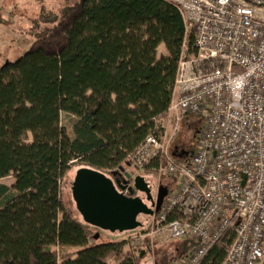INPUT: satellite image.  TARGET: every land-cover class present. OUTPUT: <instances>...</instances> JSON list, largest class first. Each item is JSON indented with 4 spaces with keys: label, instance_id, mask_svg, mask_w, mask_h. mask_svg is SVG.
Masks as SVG:
<instances>
[{
    "label": "trees",
    "instance_id": "trees-1",
    "mask_svg": "<svg viewBox=\"0 0 264 264\" xmlns=\"http://www.w3.org/2000/svg\"><path fill=\"white\" fill-rule=\"evenodd\" d=\"M31 22L30 48L0 69V179L15 176L0 182V264H152L147 245L126 257L125 241L95 239L64 184L82 167H126L163 119L186 39L182 13L164 0H77ZM194 41L191 33L197 54ZM202 117L183 119L199 132L182 156L195 151ZM236 234L225 230L198 264H222ZM196 247L185 238L177 258Z\"/></svg>",
    "mask_w": 264,
    "mask_h": 264
},
{
    "label": "built area",
    "instance_id": "built-area-1",
    "mask_svg": "<svg viewBox=\"0 0 264 264\" xmlns=\"http://www.w3.org/2000/svg\"><path fill=\"white\" fill-rule=\"evenodd\" d=\"M164 1L182 13L186 39L167 112L129 155L125 172L180 182L132 236L148 251L156 242L193 238L197 247L177 264H198L233 227L222 264H257L264 242V0ZM191 113L207 126L188 158L172 146ZM167 184L172 191L174 180Z\"/></svg>",
    "mask_w": 264,
    "mask_h": 264
},
{
    "label": "rangeland",
    "instance_id": "rangeland-1",
    "mask_svg": "<svg viewBox=\"0 0 264 264\" xmlns=\"http://www.w3.org/2000/svg\"><path fill=\"white\" fill-rule=\"evenodd\" d=\"M77 0H70L68 3H63L62 7L76 2ZM56 0H0V69L1 67L9 62L15 61L19 57L23 56L25 52L30 48L33 43V36L30 34L29 30L32 25V18L38 16L43 9L45 8H56L59 9L55 4ZM60 7V8H62ZM193 34L194 30L191 29L189 34ZM162 49L158 51L161 54ZM190 57L195 54L188 52ZM196 114V113H192ZM198 115V114H197ZM63 119L67 120L68 116L63 115ZM202 131L207 126V121L205 117H202ZM194 129L190 128L188 124L182 123L181 130L179 136L177 137L173 149L175 146L183 145L185 142H189L191 137L193 136ZM197 145V140H196ZM197 148V147H196ZM80 169V168H79ZM78 171V170H77ZM75 172L69 176V182L64 184L66 197L65 201L67 206L71 211L76 213V216L79 215V210L76 209L75 201L73 199L72 186L76 176ZM143 175V174H140ZM148 176H156L154 173H147ZM158 177V176H157ZM159 179V178H158ZM168 179H173L174 184L172 191H170L166 200H169V196L177 185L180 182L178 177H170ZM167 181L159 182L163 185L167 186ZM1 183H6L8 185H13L15 182V176L9 175L0 179ZM139 229L134 231H126L123 234H118V232H111L106 230L97 229L96 232H99V237H95V239H99V241H109V240H122L124 243V256L129 257L130 255L135 257L140 249H142L147 242L144 241H136L133 234H138ZM122 233V232H121ZM96 235V234H95ZM185 238H180L175 241L170 242H156L153 246L152 251L146 252L147 261H151L152 264H177L178 263V248L181 246ZM75 250V248L71 249ZM109 261L113 264H119L121 258L117 256H111ZM257 264H264V242H263V252L260 260Z\"/></svg>",
    "mask_w": 264,
    "mask_h": 264
},
{
    "label": "water",
    "instance_id": "water-1",
    "mask_svg": "<svg viewBox=\"0 0 264 264\" xmlns=\"http://www.w3.org/2000/svg\"><path fill=\"white\" fill-rule=\"evenodd\" d=\"M120 169L125 172V166ZM125 173L131 177L130 173ZM158 184L157 176L137 175L130 189L136 188L145 196H129L119 190V180L99 170L82 167L76 173L72 193L77 209L88 224L121 233L143 226L145 221L139 219V215H148L150 221L155 209L162 206V199L157 195ZM99 235L97 232L95 237Z\"/></svg>",
    "mask_w": 264,
    "mask_h": 264
},
{
    "label": "flooded vegetation",
    "instance_id": "flooded-vegetation-1",
    "mask_svg": "<svg viewBox=\"0 0 264 264\" xmlns=\"http://www.w3.org/2000/svg\"><path fill=\"white\" fill-rule=\"evenodd\" d=\"M192 123V124H191ZM189 123V127L193 128L195 127V123L191 122ZM199 132V129L195 127V132L193 133V136H197ZM190 142V141H189ZM188 141L185 142L183 145L179 146H175L173 151L175 155H185L187 153V149H188ZM110 177H112L114 180H119L120 181V185L118 186L119 190L124 192L125 194L129 195V196H139V195H143L145 196V193L137 190L136 188H132L130 189L131 185L133 184L134 178L133 176L131 177H127L126 173L123 172L121 169L120 170H114L111 173L108 174ZM146 175V174H143ZM148 176V175H147ZM170 188L168 186L163 185L162 183L159 182L158 184V196L161 197L162 199V203L166 200L167 196L169 195V190ZM139 219L145 221L144 225L141 227L146 226L147 224V219H148V215L146 214H140L139 215ZM108 231V230H106Z\"/></svg>",
    "mask_w": 264,
    "mask_h": 264
},
{
    "label": "crops",
    "instance_id": "crops-1",
    "mask_svg": "<svg viewBox=\"0 0 264 264\" xmlns=\"http://www.w3.org/2000/svg\"><path fill=\"white\" fill-rule=\"evenodd\" d=\"M70 0H56V6L57 7H62V5H63V3H68ZM159 49L161 50L162 49V51H161V54L160 55H163V54H168V49H167V47H166V44L165 43H162V44H160V46H159V48H158V51H159Z\"/></svg>",
    "mask_w": 264,
    "mask_h": 264
}]
</instances>
